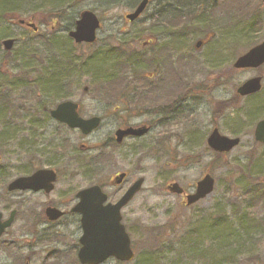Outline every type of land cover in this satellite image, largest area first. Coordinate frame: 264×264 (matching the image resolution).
<instances>
[{
	"label": "rangeland",
	"instance_id": "1",
	"mask_svg": "<svg viewBox=\"0 0 264 264\" xmlns=\"http://www.w3.org/2000/svg\"><path fill=\"white\" fill-rule=\"evenodd\" d=\"M117 1L78 0L61 23L49 22L46 12L40 11L33 17L25 13L22 18L37 25V30L0 19V31L4 32H0V40H17L9 51L0 45V76L10 74L25 80L24 86L20 82L18 90H0V113H3L0 118L9 119L11 125L4 128L1 121L0 138L9 131L12 133L7 142L0 141V167L8 174L4 185L26 174L29 166L34 168V156L21 151L19 143L26 146H31V140L34 143V127L29 129L20 119L22 116L30 121L35 116L33 112L21 111L32 106L41 108L44 104L53 108L62 100L63 95L53 96V90H59L63 77L59 68L43 77L45 86L51 90L43 87L44 90L39 84L43 74L37 65L43 66L48 53L46 48L55 45L64 50V68L74 66L73 74L65 78L64 100L79 102L80 112L85 117L99 115L104 118L101 127L88 137L78 130L64 128V159L63 155L55 154L59 159L54 165L64 172V184L58 183L56 187L57 193L64 190V209L69 210L76 201L77 191L92 184L103 185L110 201H117L131 183L145 178L142 190L122 209L135 259L127 263L110 259L104 264H264V239L257 241L255 235L247 234V229L239 223L264 220V144L254 137L256 124L264 119V110L258 115L252 114L255 113L253 104L264 102V66L239 70L233 67L239 55L264 41V24L252 34L246 32L245 22H241L234 26L228 38L216 34L210 43H203L196 49L195 42L205 38L209 29L194 19L185 29L188 34L184 33L187 38L182 41L183 46L166 49L164 44L169 42L170 33L160 31L164 29L155 25V19L159 9L173 3L171 0H151L135 21L126 18L134 9L128 5L129 1ZM41 2L33 3L42 5ZM254 3L252 8L264 20L263 0H254ZM217 4L225 6L223 0ZM85 9L96 12L101 20L98 40L92 45L75 44L68 36L69 29L74 27L70 21L77 20V12ZM119 42H128V54L135 51L136 57H141L142 53L146 61L151 60L145 62L144 68L134 71L144 90H117V86L98 89L93 75L85 71L90 68L106 76L104 69L114 60L106 57L107 52L119 47ZM65 53L72 60L64 57ZM212 53L220 57L214 59ZM52 60L58 64L56 56ZM257 75L263 76L260 94L247 98L238 96L236 88ZM1 97L11 99L20 108L18 113L8 115ZM128 119L152 124L153 128L143 137L128 138L121 145H113L111 137ZM45 124L48 131H56V123L52 120ZM216 127L223 135L239 136L240 144L227 153L214 152L207 145V137ZM57 133L53 144L61 143L59 128ZM83 145L105 147L82 152ZM94 158H103L100 161L104 163L97 166L96 175L84 168ZM36 161L42 164L44 157H36ZM120 172L127 173L126 180L112 186L111 180ZM207 173L216 180L215 190L194 205H186L183 196L167 190L170 183L178 182L186 192H193L197 181ZM51 196L49 199L56 198L55 194ZM46 199L18 191L9 193L3 184L0 185V212L5 217L13 209L19 213L17 222L1 238L4 245L16 241L19 251L14 259L9 257L10 253L9 259L0 253V264L5 261L10 264H78L76 251L82 234L78 216L68 215L63 225L54 226L45 236L28 235L23 230L24 226L32 230L27 225L35 212L39 214L48 206ZM218 215L226 218L227 224L232 223L231 228L240 239L228 238L222 245L217 242L210 225ZM243 240L248 241L243 244ZM229 248L237 249L231 261L224 256ZM10 249L17 248L11 245Z\"/></svg>",
	"mask_w": 264,
	"mask_h": 264
},
{
	"label": "trees",
	"instance_id": "2",
	"mask_svg": "<svg viewBox=\"0 0 264 264\" xmlns=\"http://www.w3.org/2000/svg\"><path fill=\"white\" fill-rule=\"evenodd\" d=\"M38 0H0V19H2V22H17L19 19L22 18L23 15L26 14H33L30 17L36 16L38 12H46L49 17V22L52 23H61L64 20V15L67 14V12H70L69 8L75 7L77 5L78 0H40L42 1L39 4L42 5H34L33 2L37 3ZM121 2L126 1L131 8H134L137 6V4L141 0H120ZM221 0H174L170 6L169 3L165 6L166 8H163V10H160L157 12L156 19H155V25L161 26L164 30H160L163 33H170L168 38L169 42H166L164 44V47L168 49V47H179L183 46L180 35L185 32V29L190 25L191 21H194L196 19L198 24H202L206 29L208 30L207 36L209 37L208 42L210 43L213 38L212 36H215L216 34L225 35L226 38H228V35H231L232 30H234V26L240 25L241 22H245V29L246 32H251L254 34L257 32V30L263 26L264 20L261 16H259V12L255 11L252 8V5H256L254 3V0H223L225 6H219L217 3ZM238 1V2H236ZM116 2H119L116 0ZM115 2V4H116ZM120 2V3H121ZM131 3V4H130ZM229 7V8H227ZM73 11V10H72ZM81 12H77L78 15H80ZM75 19L70 21V23L75 24ZM67 29H69L67 26H65ZM70 30V29H69ZM167 31V32H166ZM1 34H3V31H0ZM143 33V32H142ZM241 33V32H240ZM211 37V38H210ZM52 39V38H50ZM57 40L61 41L60 38H56ZM63 41V40H62ZM70 42V41H69ZM3 40H0V45L3 47ZM121 43L119 47L116 49L112 48V52L109 53L106 57H109L111 59H114L112 64L105 68L104 70L107 72V75H100L98 72H94L90 70V68L85 69L87 73H90L93 75V80L96 83V87L98 89H106L110 87L117 86V90H144V86L142 85V81H140L139 78H137L134 74L137 69H140V67L145 66V62H150L151 60L146 61V56L141 53V57H136V52L133 51L130 54H128V48L126 45L128 42H119ZM67 46H72L67 45ZM58 47L55 45H52L51 48H46L47 56H45L46 60H43V66H38L40 70H42L43 76L39 77V84L45 88H47L43 82V77L46 76V74L53 73L56 69L61 70L63 72V77L61 79L59 90H53V96H61L65 92V86L67 83H65V78H68V76H71L73 74V68H64V58H63V49H57ZM65 48V47H64ZM48 50V51H47ZM56 50H59L56 52ZM64 51V50H63ZM56 53V54H55ZM66 54V53H65ZM212 58L217 59V54H211ZM51 56V57H50ZM56 56L57 57V63L54 62L52 58ZM4 57V56H3ZM64 57L69 58L72 60L68 54L64 55ZM15 60V59H13ZM103 67V66H102ZM24 70H27V67H24ZM84 73V71L82 72ZM86 73V72H85ZM15 74V73H13ZM5 76V75H4ZM0 76V90H18L20 88V82L21 86H24L25 80L21 77L6 74V76ZM10 81V82H9ZM65 85V86H64ZM38 86V85H37ZM41 86H39L41 88ZM119 86V87H118ZM44 89V88H43ZM48 90H51L47 88ZM45 90V89H44ZM39 91V90H38ZM106 91V90H105ZM107 92V91H106ZM260 94V93H259ZM258 95V94H257ZM52 96V95H49ZM2 105L4 108L7 109L8 115H15L19 111V107L15 106L13 104L12 100L9 98L1 97ZM224 103V101H223ZM264 102L257 101L253 104L252 107V114L258 115V113H261L264 109L262 108ZM48 105V104H44ZM257 108L259 111L257 112ZM9 109V110H8ZM41 107H35L32 106L27 110L21 111L22 113H31L35 110H37L39 113L42 114V118H44L45 123L49 122V117L47 113H45ZM1 117L3 113H0ZM36 119V117H35ZM34 119V120H35ZM9 119L0 118V123L3 121L2 125H4V128L10 127L11 125L8 123ZM34 120H28L25 117L21 116V123L23 125H27L29 129H31V126L34 122ZM41 121V118H40ZM45 123H41L37 125L39 129H45L47 130L48 125ZM34 128V130L36 129ZM12 130V129H10ZM19 131V130H17ZM20 133V132H19ZM12 134L9 131L8 135H2L0 138L1 143L7 142L9 139L12 138L10 135ZM32 139V137H31ZM38 139V138H37ZM48 139L45 134L39 138L38 144L35 145L31 140V146L22 145L19 143V148L21 151L25 152V154H28L33 157L35 155V147H41L45 141ZM35 142V138H34ZM54 150L60 151L61 144H54L53 146ZM47 149V148H45ZM44 149V150H45ZM43 150V151H44ZM93 150V149H92ZM91 150V151H92ZM30 151H33L31 153ZM65 151V149H64ZM95 151V150H94ZM100 157V154H98ZM103 158H94L91 159L86 166L87 172L97 174L98 165L104 164L103 161H100ZM97 160V161H94ZM32 171L31 166H29V171L26 173H30ZM8 174L6 173V170L4 167H0V181L3 180L4 183L3 187L6 189L5 181L7 180ZM0 184V185H1ZM221 214H223V208H221ZM218 219L215 222H212L210 225V228L212 230V233H214L216 239H218L217 242L220 243V245L224 244L225 241L233 238H238L237 233L231 228V222L230 224H227V220L224 217H221L218 215ZM228 221H230L228 219ZM241 226L246 230L247 234L255 235L257 238V241H261L264 239V220H259L257 223L249 220H242ZM221 232L219 233L220 228ZM249 230V233H248ZM249 240V239H248ZM243 240V244H245L246 241ZM239 245L240 242H239ZM230 247V246H229ZM237 254V249L229 248L225 251V257L228 258V261L232 260V256Z\"/></svg>",
	"mask_w": 264,
	"mask_h": 264
},
{
	"label": "water",
	"instance_id": "3",
	"mask_svg": "<svg viewBox=\"0 0 264 264\" xmlns=\"http://www.w3.org/2000/svg\"><path fill=\"white\" fill-rule=\"evenodd\" d=\"M149 0H142L134 11L127 14L130 21L136 20L146 9ZM264 3V0H263ZM20 23H24L20 20ZM30 26L34 24L30 23ZM100 28L98 16L90 10H85L80 14L76 21V26L69 32L71 38L76 43L91 44L97 39V30ZM15 40H5L3 45L6 50H11ZM203 41L196 43L199 49ZM264 65V41L253 46L244 54L240 55L234 62L235 69L259 68ZM262 89V76H256L243 82L238 88L237 93L248 96L258 93ZM79 105L73 101L60 103L51 111L54 119L64 122L70 128L79 129L84 135H89L101 124V118L94 116L83 118L78 113ZM146 126L134 128H120L116 131L117 142H122L125 137H141L148 133ZM255 140L264 144V119L259 121L255 127ZM239 137L231 138L222 135L218 128H215L207 138V144L215 152L225 153L234 149L240 144ZM126 176L125 172L117 175L113 183L121 184ZM56 181V173L51 169H40L29 176H21L10 182L9 191H39L50 192ZM145 179H137L116 202H107L108 195L99 185H93L82 189L77 193L79 202L72 209L81 215L82 236L79 239L81 245L78 251V260L81 264H103L109 258H115L121 262H130L134 259L135 253L132 248L131 238L122 223V209L141 191ZM215 188V179L212 175L206 174L196 184L193 193L186 194L187 205H192L210 196ZM167 190L173 194H184V189L179 183L174 182L168 185ZM47 214L51 220L58 219L62 212L58 209L49 207ZM16 211H12L9 219L2 221L3 214L0 213V236L10 227L15 219Z\"/></svg>",
	"mask_w": 264,
	"mask_h": 264
},
{
	"label": "flooded vegetation",
	"instance_id": "4",
	"mask_svg": "<svg viewBox=\"0 0 264 264\" xmlns=\"http://www.w3.org/2000/svg\"><path fill=\"white\" fill-rule=\"evenodd\" d=\"M149 42V41H148ZM87 91V90H86ZM123 96H126V94H123ZM131 98V100L133 99V96H131L130 97ZM128 99V98H127ZM133 101V100H132ZM176 101V100H175ZM62 102H64V90H63V97H62V100L60 101V102H58L57 104H56V106L59 104V103H62ZM176 103V102H175ZM56 106H54L53 108H50V107H48L47 105H43L42 106V110L45 112V113H47V115H48V117H49V122L52 120L53 122H55L56 123V131H54V132H50V131H48V129L47 130H45V129H39V128H36V127H38L37 125H39V124H41L42 122L43 123H45V121H44V118H42V114L41 113H39L37 110H35L34 111V116L36 117V119L34 120V122H33V124H32V126L34 127V128H36L35 130H34V138H35V142H34V144L35 145H37L38 144V141H39V138L41 137V136H43L44 134H45V136H47L48 137V139L45 141V143L41 146V147H35V149L34 150H36L35 151V155H34V161H35V163H34V168L32 169L33 171H31V174H33L34 172H36L37 170H39V169H42V168H47V169H51V170H53L55 173H56V181H55V183H54V187H53V189L50 191V192H46L45 190H40V191H28V192H24V193H29V194H31V195H33V196H44L45 198H47L46 200L47 201H49L48 202V206L45 208V209H43V210H41L40 212H39V214L38 213H36L35 212V215H34V218H33V220L31 219L30 221V223L27 225L28 227H31V229L32 230H26L25 228H26V226H24V228H23V230L24 231H26L25 233H29L28 235H32V236H37V237H41V236H45V235H47V234H49L50 232H51V230H52V228L55 226V227H58V226H60V225H63L64 224V218L65 217H67L69 214H71V215H75V214H73L72 212H71V208H72V206L76 203V201H74V203L71 205V207L69 208V210H67V209H64V190H60L59 191V193H57V189H56V187H57V184L58 183H62V184H64V172L62 171V169H60V168H58V167H55L54 165H56L57 164V159H59V158H57V156H61V155H63V159H64V128H66V129H68V127H67V125L66 124H64V122H60V121H58V120H55V119H53L52 118V116H51V109H54ZM163 107V106H162ZM161 107V108H162ZM80 110H81V105H80V103H79V113H80V115L81 116H83L82 114H81V112H80ZM94 116V115H93ZM83 117H85V116H83ZM90 117H92V116H89V118ZM125 117V116H124ZM40 118H41V121H40ZM101 118H102V123H103V117L101 116ZM102 125V124H101ZM142 125H146L147 127H149L150 129H149V131H148V133L151 131V129L153 128V126H152V124H142V123H135V122H132V121H129V119H128V121L127 122H123V123H121L120 124V126H118V129H120V128H127V127H134V128H137V127H140V126H142ZM101 127V126H100ZM99 127V128H100ZM58 128H59V130H61V150L60 151H56V150H54L53 149V147H51V146H53L54 144H53V138H55V136L58 134L57 133V130H58ZM98 128V129H99ZM70 129V128H69ZM97 129V130H98ZM117 129V130H118ZM70 130H73V129H70ZM96 130V131H97ZM116 130V131H117ZM116 131H115V135H116ZM147 133V134H148ZM81 134V133H80ZM93 134V133H92ZM82 135V134H81ZM82 136H84V135H82ZM84 137H87V136H84ZM38 138V139H37ZM128 138H135V137H126L122 142H120V143H118L117 141H116V136H114V137H111V139H110V141L113 143L114 142V144L113 145H116V143L117 144H119V145H121V144H123L125 141H127L128 140ZM127 139V140H126ZM105 147V145H102V146H100V147H88V146H85V145H83L80 149L82 150V152L84 151V152H88V151H90V150H92V149H98V148H101V149H103ZM45 148H47V149H45ZM45 149V150H44ZM44 150V151H43ZM57 156H56V155ZM36 157H44V161H43V163L42 164H40L38 161H36ZM56 163V164H55ZM39 165H42V166H40L39 167ZM31 174H29V175H31ZM187 193V192H186ZM53 194H55L56 195V198L55 199H49V197H52L51 195H53ZM75 200H76V198H75ZM72 201V200H71ZM68 204V203H67ZM48 207H53V208H56V209H58L59 211H61L63 214L61 215V217H59L58 219H56V220H51L50 218H49V216H48V214H47V209H48ZM18 211V210H17ZM64 212H65V214H64ZM19 216V213H17V216H16V218L14 219V221H13V223H12V225H11V227L17 222V217ZM8 217H5L4 216V219L3 220H6ZM26 225V224H25ZM10 227V228H11ZM36 227H37V229H36ZM10 228H8L7 229V231L2 235V236H0V253H3L4 255H5V257L8 255V253H10V256L9 257H12L13 259H14V255H16L17 253H18V251H19V247H18V244H16V241H14V242H10L11 244H9V245H4L2 242V240H1V238L4 236V235H6V233L9 231V229ZM59 228V227H58ZM13 243H15V244H13ZM11 245H15L16 246V250H14V251H12L11 249H10V246ZM76 248V247H75ZM14 256V257H13ZM6 259H9L8 258V256L6 257ZM2 264H10V263H7L6 261L4 262V263H2ZM11 264H12V262H11ZM26 264V263H25Z\"/></svg>",
	"mask_w": 264,
	"mask_h": 264
},
{
	"label": "bare ground",
	"instance_id": "5",
	"mask_svg": "<svg viewBox=\"0 0 264 264\" xmlns=\"http://www.w3.org/2000/svg\"><path fill=\"white\" fill-rule=\"evenodd\" d=\"M69 9H72V7L71 8H69ZM85 10H89V9H85ZM85 10H83V11H85ZM72 11H70V12H67V14L69 13H71ZM67 14H65L64 15V19L68 16ZM64 21V20H63ZM186 34H188V33H186ZM186 34H181L180 35V40H181V42L184 40V39H186L187 37H186ZM208 39H209V37L208 36H206L205 38H199V39H197V41L196 42H198V41H200V40H202L203 41V43H207L208 42Z\"/></svg>",
	"mask_w": 264,
	"mask_h": 264
}]
</instances>
